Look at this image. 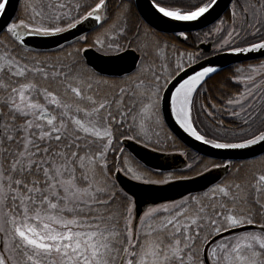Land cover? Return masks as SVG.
I'll use <instances>...</instances> for the list:
<instances>
[{"label": "snow or ice", "instance_id": "6c2138e0", "mask_svg": "<svg viewBox=\"0 0 264 264\" xmlns=\"http://www.w3.org/2000/svg\"><path fill=\"white\" fill-rule=\"evenodd\" d=\"M217 7L149 0L160 22L209 21ZM130 15V3L110 13L109 0H0V264H264V168L198 157L185 170H152L125 146L175 144L164 130L167 92L176 124L196 141L221 152L264 149V59L237 65L231 87L202 98L222 69L209 61L196 70L207 52L161 40ZM86 21L95 35L81 29L62 55L28 46ZM175 35L190 39L188 30ZM204 37L214 55L264 57V0H231L227 22ZM90 50L105 67L90 63ZM133 52L132 68L123 67ZM214 169L230 178L153 199L142 212L140 194L120 186L123 175L183 187Z\"/></svg>", "mask_w": 264, "mask_h": 264}, {"label": "water", "instance_id": "95a60500", "mask_svg": "<svg viewBox=\"0 0 264 264\" xmlns=\"http://www.w3.org/2000/svg\"><path fill=\"white\" fill-rule=\"evenodd\" d=\"M15 3V0H14ZM136 9L140 14L141 18L147 23L149 26L154 28L155 30L162 33H176L180 30H188L191 32L198 31L201 29H205L213 24V22H217L223 14L230 8L231 0H218V7L212 13V16L209 17V21H197L191 23H175L171 21L160 22L155 19L149 9V0H134ZM17 10L19 5L16 4ZM93 21H86L84 25L78 26V28L71 30L70 32L64 33L61 36L50 37V38H41V37H32L29 38V48L41 51H48L57 49L63 45H66L75 39L81 34V29L84 30V34L91 32L89 29V24H94ZM211 44L207 45L205 48V44H200L199 48L205 51H211ZM90 60V63L97 67V70L105 67L103 63L104 58H100L98 54L94 50H90L86 54ZM138 53H129L126 54V59L122 61V66L125 68H132L134 57H136ZM264 57H260L259 53H250L241 56H235L231 54H221V55H213L201 61L194 63L193 67L196 70H200V65H208L209 61H211L215 66H218L222 70L226 69L237 63H243L247 61H252L256 59H261ZM139 61H136L138 63ZM193 67L187 68V74L193 73ZM221 70V71H222ZM220 71V72H221ZM219 73V72H218ZM217 74V73H216ZM215 75V74H213ZM212 75V76H213ZM211 76V77H212ZM181 77L187 78L186 74L181 73V76H178L176 80H173L167 87L169 91H174V87L178 86L177 81L181 80ZM165 108L163 112V119L170 129V131L188 148L193 151L209 157L213 159L225 160L232 159L233 161H243L255 159L264 155V149L260 146H253L252 149L241 150L239 152H221L216 149H212L208 145H204L199 141H196L193 137H190L187 133H185L178 124L175 122V118L171 115L170 108L167 106V101L169 99L168 93L165 92ZM126 148L130 151V153L135 156L140 162L152 169H159L162 171H170L182 168L186 165L185 159L180 154H166L159 153L144 147L143 145L137 144L134 141H126ZM227 175V172L224 169H214L211 172L205 174L204 177L197 178L195 181L187 182L183 187L181 186H147L140 185L137 182L131 181L127 177L120 175V186L124 187L125 190H131L134 192H138L141 196L140 203L137 206V211L142 212L153 199L156 202H161L164 198H176L183 195H187L189 192L199 193L204 190L210 183H215L222 180ZM147 192V195L145 194Z\"/></svg>", "mask_w": 264, "mask_h": 264}, {"label": "trees", "instance_id": "16d2710c", "mask_svg": "<svg viewBox=\"0 0 264 264\" xmlns=\"http://www.w3.org/2000/svg\"><path fill=\"white\" fill-rule=\"evenodd\" d=\"M122 3H125V4H128L130 3V6H131V15H130V20L131 22H134V23H143L137 9H136V6H135V3H134V0H109V11L110 13L112 12H115L118 10L119 6L122 4ZM229 13V10L226 12V14ZM145 26H147L145 23H143ZM148 27V26H147ZM211 28V27H210ZM209 28V29H210ZM157 33V32H155ZM201 33V32H199ZM159 34V33H157ZM198 33H190V39L188 42H184L182 44H180L179 42H177L176 40L174 41H171L169 40V42H175V43H178L180 44L181 47H188V49L191 51L193 50L192 49V42H195L197 44L198 42V38H199V35H197ZM87 35H89L90 37L91 36H94L95 33L92 31L90 33H88ZM76 41L72 42V43H69L65 46H63V48H59V49H56V50H51V51H37L35 50L36 52H41V53H46L48 55H52V56H55L57 54H63V50L64 49H67V50H71V47L72 45L75 43ZM258 60L256 61H253V62H248V63H255L257 62ZM241 64H245V63H241ZM239 64H236V65H233L232 67H229L219 73H217L216 75H214L212 78H210L208 81H207V84H208V88H209V91L211 92L212 95H218L222 86H226V87H230V84L227 80L226 77H228L230 74H231V71ZM201 96V94H200ZM202 97V96H201ZM203 98V97H202ZM206 102V101H205ZM194 116H195V112H194ZM201 119H203V116H201ZM164 122V121H163ZM197 124L200 123L199 120L196 121ZM164 130L166 132H168L171 136H173L175 138V144L173 145L171 141H168L167 142V147L163 150L164 152H173V151H182L184 152L186 155H187V159L189 161V163H193L194 159L198 158V157H203L205 159H209L207 157H204V156H201L199 154H197L196 152H194L193 150L189 149L188 147H186L181 141H179L172 133L171 131L167 128L166 124L164 123ZM205 131H208L209 129H204ZM163 135V133H162ZM163 147V145L161 146ZM211 159V158H210ZM215 160V159H213ZM217 162H220L219 160H216ZM235 164L237 165H244L245 168H255V169H261V168H264V155L257 158V159H254V160H249V161H240V162H234ZM230 178L228 175L225 177V179H228Z\"/></svg>", "mask_w": 264, "mask_h": 264}, {"label": "flooded vegetation", "instance_id": "af4514ba", "mask_svg": "<svg viewBox=\"0 0 264 264\" xmlns=\"http://www.w3.org/2000/svg\"><path fill=\"white\" fill-rule=\"evenodd\" d=\"M227 17H228V14H226V12H225V14L223 15V19H225V21L227 22ZM149 27V26H148ZM212 27V26H211ZM151 28V27H150ZM210 28V27H209ZM209 28H206V29H204V30H201V31H198V32H195V33H198L199 34V38H198V40L199 39H203V43H201V40L200 41H198L197 42V45L199 46L200 44H205V48L207 47V45H210L211 44V51H205V50H203V52H207L208 53V55L207 56H201V59L199 60V61H201V60H203V59H206V58H208V57H210V56H213L214 54L212 53V43L208 40V39H206L205 37H204V33H206V32H208L209 31ZM151 29H153V28H151ZM153 31L154 32H157V31H155L154 29H153ZM199 32H201V33H199ZM157 33H159V34H157ZM156 33V35L161 39V40H171V41H174V40H176L177 42H179L180 44H182V43H184L183 41H181V40H179L177 37H176V35L175 34H166V33H160V32H157ZM196 62H198V61H196ZM232 67V66H231ZM227 69V68H226ZM214 76V75H213ZM212 76V77H213ZM212 77H210V78H212ZM210 78H208L207 79V81L210 79ZM207 81H206V84L203 86L207 91H200V90H198V91H200V94H201V96L202 97H204V96H206V95H208L209 93H211L210 91H209V88H208V84H207Z\"/></svg>", "mask_w": 264, "mask_h": 264}, {"label": "rangeland", "instance_id": "374dc122", "mask_svg": "<svg viewBox=\"0 0 264 264\" xmlns=\"http://www.w3.org/2000/svg\"><path fill=\"white\" fill-rule=\"evenodd\" d=\"M118 1H119V0H118ZM200 40H203V39H199L198 41H200ZM226 78H227V77H226ZM230 87H231V84H230ZM181 153H182L183 155L187 156L184 152L181 151Z\"/></svg>", "mask_w": 264, "mask_h": 264}, {"label": "bare ground", "instance_id": "6f19581e", "mask_svg": "<svg viewBox=\"0 0 264 264\" xmlns=\"http://www.w3.org/2000/svg\"><path fill=\"white\" fill-rule=\"evenodd\" d=\"M264 59V58H263ZM251 62H253V61H251Z\"/></svg>", "mask_w": 264, "mask_h": 264}]
</instances>
